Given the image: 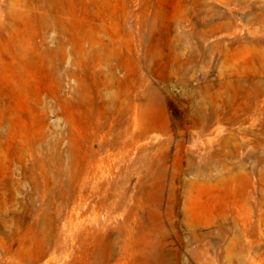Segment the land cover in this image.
Wrapping results in <instances>:
<instances>
[{
  "label": "rangeland",
  "instance_id": "rangeland-1",
  "mask_svg": "<svg viewBox=\"0 0 264 264\" xmlns=\"http://www.w3.org/2000/svg\"><path fill=\"white\" fill-rule=\"evenodd\" d=\"M0 264H264V0H0Z\"/></svg>",
  "mask_w": 264,
  "mask_h": 264
},
{
  "label": "bare ground",
  "instance_id": "bare-ground-1",
  "mask_svg": "<svg viewBox=\"0 0 264 264\" xmlns=\"http://www.w3.org/2000/svg\"><path fill=\"white\" fill-rule=\"evenodd\" d=\"M247 82V80H245L244 78H243V80H238V81H236V87H239L240 88V90L242 89V92H245L246 91V89H245V86H244V84ZM231 82H228V85L230 84ZM233 83H234V81H233ZM262 94H263V91H260V92H258V94H257V96H262ZM137 112V111H136ZM135 112V113H136ZM211 116H214V113L213 114H210V113H206L205 114V116H204V121H208V120H210V118H211ZM136 118L137 119H139V115L136 113ZM136 121V120H135ZM148 131H145V132H143V131H141V132H139L140 133V137H143V136H145L146 137V135H148L151 131H153L154 130V126L153 125H151V124H149V126H148ZM193 142V144L194 143H197V141H196V136H195V134H193V133H190L189 135H188V143H192ZM191 147H194L193 145L191 146Z\"/></svg>",
  "mask_w": 264,
  "mask_h": 264
}]
</instances>
